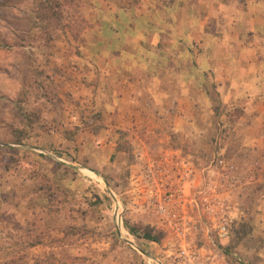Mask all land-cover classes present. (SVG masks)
Segmentation results:
<instances>
[{
    "label": "rangeland",
    "instance_id": "1",
    "mask_svg": "<svg viewBox=\"0 0 264 264\" xmlns=\"http://www.w3.org/2000/svg\"><path fill=\"white\" fill-rule=\"evenodd\" d=\"M218 1L211 3L213 8ZM190 3L0 0V264L174 263L172 244L178 243L152 216L158 210L156 192L143 173L175 149L185 153L183 158L194 153L188 160L195 182L182 192L193 203L165 205L172 215H190L197 226L187 234L186 248L200 250L205 264H264V180L256 170L261 168L258 157L240 151L236 122L244 112L241 98L222 109L225 94L213 92L218 117L211 126H196L194 133L209 137L206 144L195 141L194 148L154 117L125 124L119 118L124 104L117 98L111 113L105 108L129 88L146 101L157 95L147 89L178 80L165 73L160 81V67L188 72L191 60H172L183 44L174 51L169 43L153 40L144 48L153 60L130 59L141 51L140 37H157L155 29L143 24L187 23ZM48 9L57 13L50 20ZM209 47L212 64L220 67L226 46L215 42ZM160 48L170 60L158 66ZM203 48H189L199 63ZM212 82L217 86L220 77ZM140 85L146 86L142 93ZM145 111L140 107L128 114ZM222 147L233 160L220 155ZM218 156L246 177L241 188L222 192L212 164ZM223 222L232 228L224 244L217 229ZM128 223L150 226L164 238L148 244L130 234ZM239 230L245 238L239 239Z\"/></svg>",
    "mask_w": 264,
    "mask_h": 264
},
{
    "label": "crops",
    "instance_id": "2",
    "mask_svg": "<svg viewBox=\"0 0 264 264\" xmlns=\"http://www.w3.org/2000/svg\"><path fill=\"white\" fill-rule=\"evenodd\" d=\"M190 1L187 10L192 15H190L187 23L165 22L162 28L159 26L151 27L147 23L143 24V28L155 29L157 37L146 39L140 37L141 51L137 52L136 57L134 55L131 56V59L128 57V60H139L143 63L153 60L151 52L144 49L147 47V43H154L153 40L161 45L165 42L169 43L170 48L174 51L183 44L184 48H178V52L174 53L172 60L175 58L191 60L188 72L182 74L175 70L174 65L166 71L160 67L162 70L160 81H163L165 73L168 77L178 76V80H173L172 84L158 83L150 89L151 92L147 89L148 94L157 93V95H153L152 100L149 98L146 101L139 99L137 95H133L139 92L129 88L125 93H121L122 96L116 94L112 97V104L110 100L109 103L105 104V108L109 109V113H111L116 108L113 109L117 98L126 109L122 115H119V118L122 117L123 120H126L125 124L134 121L140 123L142 116H147L148 120H152L154 117V122L159 120V125L168 124L169 127H172L170 129L173 133H181L182 139L184 136L187 137L184 141L189 140L190 144L192 142L194 148L195 141L197 144H206L207 137H209L206 132L196 131L194 133L196 126L202 123L211 126L218 117L216 105L212 102L213 92L216 90L225 94V98L221 100L222 109L231 99L241 98L242 103H244V112L236 122V129L240 131V151H249L258 157V166L261 168L256 170L261 180L262 178L264 180V0H234L233 3L221 0V2L218 1L217 8H213L211 4L217 0H211V2L210 0ZM215 42L226 46L221 56L220 67L212 64L214 62L211 61L213 54L208 51L209 45ZM195 44L204 47L202 49L204 51L201 53L204 58L202 57L200 63L197 62L196 54L194 55L189 50ZM159 51L157 65H165V62L168 63L170 60V54L165 56L164 50L161 48ZM216 76L220 77V82L213 87L211 83ZM138 88L141 92L146 86L140 85ZM140 107L146 108L145 115L142 113V115L133 116L135 114L133 112L128 114L130 109ZM162 112H164L163 115ZM220 114L221 117H224L222 113ZM198 147L202 149L203 145ZM208 149L212 151L211 146ZM175 152L185 154L181 149H175ZM219 152L226 159L233 160L229 156L232 154H227L229 153L227 148L222 147ZM189 157H194V153L188 155ZM146 243L156 245V243L149 241Z\"/></svg>",
    "mask_w": 264,
    "mask_h": 264
},
{
    "label": "built area",
    "instance_id": "3",
    "mask_svg": "<svg viewBox=\"0 0 264 264\" xmlns=\"http://www.w3.org/2000/svg\"><path fill=\"white\" fill-rule=\"evenodd\" d=\"M162 163L152 164L146 168L143 173L144 178L150 184L151 190L156 192L157 200L155 202L156 210L152 216H155L160 225L167 228V233L172 236L177 244H172L176 247L174 263L171 264H205L204 257L200 256V250L188 249L185 246V239L187 234L197 229L195 223H192V218L187 214H170L165 211V205L167 204H179L184 208L192 204L194 200H186V190L190 188L195 178L193 176L194 168L193 164L187 159L182 157V153L174 152L166 160H162ZM212 164L218 169V176L220 180V188L222 192H230L241 188L246 183V177L243 174H239L238 167L233 163L227 161L222 156L216 157ZM155 177L160 178L155 180ZM152 182V184H151ZM153 185V187H152ZM168 189V190H167ZM167 190V191H165ZM230 208V206H229ZM229 217H227V221ZM122 223V221H121ZM154 226V225H153ZM218 236L221 243L229 242L231 235V224L223 222L218 225ZM157 264H163L156 261Z\"/></svg>",
    "mask_w": 264,
    "mask_h": 264
},
{
    "label": "trees",
    "instance_id": "4",
    "mask_svg": "<svg viewBox=\"0 0 264 264\" xmlns=\"http://www.w3.org/2000/svg\"><path fill=\"white\" fill-rule=\"evenodd\" d=\"M57 6L61 7L59 3H57ZM48 11L49 12L46 13L45 16L47 20H50L52 19V16L55 17L57 15V13H55V11H52L51 9H48ZM127 227L130 234L133 235L136 239H143L158 244L164 238V233L162 231H157L150 226L128 223ZM237 234L239 235V239H243L246 237L244 236L243 230H239Z\"/></svg>",
    "mask_w": 264,
    "mask_h": 264
}]
</instances>
